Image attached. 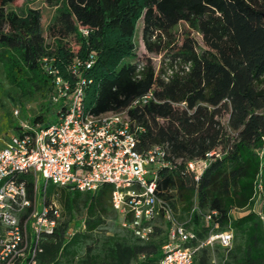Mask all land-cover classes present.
Instances as JSON below:
<instances>
[{
    "label": "trees",
    "instance_id": "obj_1",
    "mask_svg": "<svg viewBox=\"0 0 264 264\" xmlns=\"http://www.w3.org/2000/svg\"><path fill=\"white\" fill-rule=\"evenodd\" d=\"M13 1L0 0L1 61L19 97L44 98L50 115L28 120L44 126L56 121L62 107L51 99L56 77L71 87L85 79L81 105L86 112L129 107L130 118L143 127L138 149L167 144L172 165L158 170L156 190L178 218L203 238L208 228L200 213L216 210L215 231L233 230L231 248L214 247L215 263L209 248L200 249L194 261L264 264V0H52L64 5L49 33L71 39L70 45L55 46L38 31L37 10L7 17L6 6ZM140 19L145 50L156 54L164 50L162 36L182 24L178 41L158 66L135 52ZM90 55V67L77 65ZM72 64L77 74L70 71ZM168 68L172 73L165 80ZM148 92L152 97L144 104L131 106ZM216 148L221 154L193 181L184 172L185 162ZM22 179L30 195L33 180ZM258 183L262 217L252 210L230 217L233 209L253 207ZM111 190L109 184L94 191L47 184L49 196L58 194L62 215L53 234L39 243V264H150L161 257L166 225L159 218L152 238L143 241L120 225ZM194 199L200 213L192 211ZM80 223L84 228L69 235Z\"/></svg>",
    "mask_w": 264,
    "mask_h": 264
},
{
    "label": "built area",
    "instance_id": "obj_2",
    "mask_svg": "<svg viewBox=\"0 0 264 264\" xmlns=\"http://www.w3.org/2000/svg\"><path fill=\"white\" fill-rule=\"evenodd\" d=\"M80 64L90 67L93 55L77 62ZM77 65H71L73 74H77ZM141 68L142 63L137 70ZM184 68L187 70L188 66ZM171 73L168 68L163 78L167 80ZM84 84L85 79L79 78L71 87L56 77L51 99L62 104L56 121L44 126L19 120L8 139L0 144V264H39V243L53 234L62 215L58 194H47L48 183L79 191L111 185L110 203L120 225L143 241L152 238L160 218L167 227V240L161 246V257L150 264H192L200 249L231 248L233 230L228 227L215 231L216 210L200 213L194 199L192 211L200 213L208 228L207 234L199 238L186 226V220L178 218L170 202L157 194L158 170L172 165L167 144L138 149V132L143 127L130 118L129 107L97 115L86 112L81 105ZM151 97L148 92L133 100L131 106L144 104ZM18 114L19 110L14 109L13 115ZM220 154L221 149L216 148L204 157L188 160L184 172L198 181L211 158ZM22 177L33 180L30 195ZM256 189L253 207L233 209L230 217L250 210L262 217L258 208L262 202L259 183ZM83 228L80 223L68 234Z\"/></svg>",
    "mask_w": 264,
    "mask_h": 264
},
{
    "label": "rangeland",
    "instance_id": "obj_3",
    "mask_svg": "<svg viewBox=\"0 0 264 264\" xmlns=\"http://www.w3.org/2000/svg\"><path fill=\"white\" fill-rule=\"evenodd\" d=\"M63 1H52V0H15L6 6V15L8 18L17 15L24 16L29 13L30 10L38 11V31L44 36L45 41L50 44H71V39L69 37L61 39L55 37L49 33L48 25L53 22L56 17L58 10L63 7ZM141 28L142 20L140 19L137 23L135 35H134V46L135 52L138 57L149 56L152 63L158 66L166 54H170L171 47L174 46L181 35L182 24L179 23L172 30L171 34L168 36H162V44L164 45V50L158 54L149 53L145 50L141 39ZM198 41L200 42L199 38ZM1 50V49H0ZM0 52V144L4 139H8L10 132L14 130V126L17 125L19 120L28 119V117L35 116L39 113L50 116L49 113L45 111V99L39 97L38 95L23 96L19 97V91L14 87L7 78V73L3 62L1 61ZM54 107L53 105H51ZM18 109V117L13 115V110ZM216 251L217 249L209 250V257L212 263L213 260L216 261ZM193 264H197L194 261Z\"/></svg>",
    "mask_w": 264,
    "mask_h": 264
},
{
    "label": "water",
    "instance_id": "obj_4",
    "mask_svg": "<svg viewBox=\"0 0 264 264\" xmlns=\"http://www.w3.org/2000/svg\"><path fill=\"white\" fill-rule=\"evenodd\" d=\"M263 19H264V13H263Z\"/></svg>",
    "mask_w": 264,
    "mask_h": 264
}]
</instances>
